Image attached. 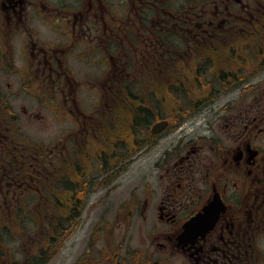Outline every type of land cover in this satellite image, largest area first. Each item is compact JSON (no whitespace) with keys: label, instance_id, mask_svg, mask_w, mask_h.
Listing matches in <instances>:
<instances>
[{"label":"flooded vegetation","instance_id":"flooded-vegetation-1","mask_svg":"<svg viewBox=\"0 0 264 264\" xmlns=\"http://www.w3.org/2000/svg\"><path fill=\"white\" fill-rule=\"evenodd\" d=\"M260 75L264 0H0V264L53 261L52 238L22 241L30 203L7 198L34 179L51 195L60 178L113 179L129 152H98L115 145L120 111L206 115L158 160L159 181L147 176L131 220L137 211L148 249L130 264H264ZM44 111L59 129L48 144L24 131ZM145 127L142 144L155 139ZM115 249L90 264H121Z\"/></svg>","mask_w":264,"mask_h":264},{"label":"rangeland","instance_id":"rangeland-1","mask_svg":"<svg viewBox=\"0 0 264 264\" xmlns=\"http://www.w3.org/2000/svg\"><path fill=\"white\" fill-rule=\"evenodd\" d=\"M263 78L264 75H260L255 79V82ZM224 101L225 99L222 103ZM41 114L45 117V123L38 124L37 127L33 128L24 127V131L29 135L28 137L33 135L34 139L37 138L42 143L48 144L51 142L48 138H52L54 134L56 136L59 129L56 125L57 123L54 124L56 120L54 121L50 115H47L46 111ZM120 117L124 119L125 115L120 114ZM178 117V113L171 112L157 115L156 118L158 119L168 118L172 123L171 128L158 137L153 145L142 154L131 160L127 167L123 166L122 172L113 181L108 183L104 181L101 188L99 186L93 188L89 194L83 214L77 220H73L72 224L70 223L66 226L63 224L62 226L60 223V220L66 217L63 207L64 209L67 207L64 204L56 201V208L51 206L53 199L54 201L56 200L53 195L58 193L57 186L52 195L47 188L43 192H39L40 185H38V180L34 179V182H29L21 191L15 194L10 193L11 196L7 198V201L16 204L24 199L31 205L22 209L23 243L27 244V235L37 234L39 228L43 229L44 234L48 230L50 231V228H46V226L49 223L48 221H51L55 222V228H58L57 234H61L59 238L57 237L60 242L57 241L55 243L56 250L53 255V261L50 264H76L81 257L90 252L91 239L94 235L98 236V241L96 242L97 261L100 259L98 251H104L108 244H111L113 249L115 247L121 250L119 262L121 264H130L134 251L148 249L145 242L147 231L141 223L137 211L135 212V218L130 221L132 212L136 207V201L143 197L147 176L151 174L154 180L159 181V177L164 174L163 170L157 173L153 169L158 160L162 158L164 153H170L177 146L179 136L183 131L191 132L197 127L196 124L204 123L206 115L201 119H196L195 115L187 116V121L181 127L182 129H178V126H176L178 121H181L178 120ZM46 122L53 124L48 130L45 129ZM123 126L125 127L121 123L113 126L117 127L115 129L118 132L117 136L126 134L124 129H119V127ZM111 141L104 140L102 143L98 153L102 154L103 158L107 159L113 153L110 150L112 145L109 143ZM117 143L123 149L130 146L128 145L130 142L127 139L117 140ZM94 148V146L89 147L92 152ZM58 166H62V163L60 162ZM55 170L57 169L55 168ZM0 217H4L2 210H0ZM75 225H77L76 228H74ZM4 227H10V225L4 221L0 222V228ZM27 248L29 249V247ZM173 264H178V261L175 260Z\"/></svg>","mask_w":264,"mask_h":264},{"label":"trees","instance_id":"trees-1","mask_svg":"<svg viewBox=\"0 0 264 264\" xmlns=\"http://www.w3.org/2000/svg\"><path fill=\"white\" fill-rule=\"evenodd\" d=\"M126 116H127L126 119L118 118V120L117 119L116 120L121 124H124V122L127 124L131 123L133 125L132 131L134 133H137L139 128H142V130L145 129L146 125H149L153 120L156 119V115H153V114H139V113L137 114V113H134V114H126ZM132 119H133V121H132ZM178 123L176 126H178ZM180 124H181V121H180ZM120 129L123 130V128H120ZM127 129H128V126H125L124 130L127 131ZM138 147H139L138 144H133V149L136 150ZM119 148H122V146H120ZM117 155H121V154H117ZM103 159L105 160V158H103ZM104 163L108 164V162H104ZM119 163H121V161L117 162V164H119ZM120 170H122V168L119 169V172H120ZM72 179L73 180L70 181V183H68L66 180L60 178L57 182V185H55V188L57 186V189H58V193L56 194V198H57L56 200L58 202H62V200H66V201L70 202V204H68L67 210L63 208L64 214L66 215V217H64L63 220H60V223L62 226H63V224H64V226H66L70 223L72 224L73 220H77L78 218H80V216H81V214L85 208V203H86L88 193H89V189H90V183L89 182H86L83 186H80L79 182H76L77 179H75V178H72ZM54 191H55V189H54ZM22 220H23V216H22ZM47 220H48V218H47ZM48 222L49 223L46 226V228H50V231L48 230L45 233V235H47V237L53 239L52 244H54V247L52 248V252L54 255L55 250H56L55 249V246H56L55 243L57 241L60 242L58 238L60 237L61 233L57 234L58 228L57 229L55 228V222H51V221H48ZM77 225H75L74 228H76ZM63 229H65V228L63 227ZM63 229H61V230H63ZM41 231H42V233H44L42 228H41ZM85 263L90 264V261L88 259H85Z\"/></svg>","mask_w":264,"mask_h":264},{"label":"water","instance_id":"water-1","mask_svg":"<svg viewBox=\"0 0 264 264\" xmlns=\"http://www.w3.org/2000/svg\"><path fill=\"white\" fill-rule=\"evenodd\" d=\"M168 125H169V123L167 121L158 122L152 127L151 133L153 135H158L161 132H163L168 127ZM205 212H207V211H205ZM195 221L196 220H193L192 222H190L189 224H187L185 226L186 233H188L192 229V227L195 225Z\"/></svg>","mask_w":264,"mask_h":264}]
</instances>
